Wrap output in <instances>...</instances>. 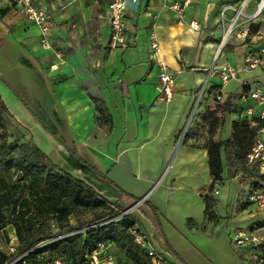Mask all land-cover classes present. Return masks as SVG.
I'll return each mask as SVG.
<instances>
[{"label": "crops", "instance_id": "crops-1", "mask_svg": "<svg viewBox=\"0 0 264 264\" xmlns=\"http://www.w3.org/2000/svg\"><path fill=\"white\" fill-rule=\"evenodd\" d=\"M34 1L50 14L48 39L51 47L42 45L39 24L26 18L14 0H0V51L10 53L17 63L23 62L26 73L41 69L48 81L42 84L39 77H29L30 97L37 101L34 105L0 73V95L13 118L56 163L86 180L111 203L128 209L143 199L130 213L141 210L145 219L161 231L158 239L150 240L164 253L168 263L178 258L186 264H222L209 257L202 246L203 239L216 236L223 227L216 210L220 207L219 200L206 189L203 218L199 221L192 216L194 214L186 213L184 222L170 215L164 201L184 187L178 178L188 175L190 167L197 172L198 167H189L188 161L199 156L201 165L210 169L209 141L232 139L234 123L241 121L231 110L225 111L223 102L215 100V90L221 79L209 73L212 67L226 63L242 67L245 51L254 44L251 43L254 37L236 43L238 38L230 36L219 53L221 35L213 34L220 24L222 3L239 4L241 0H194L186 11L184 22L173 8L166 6L165 0H141V7L128 9L127 45L111 49L109 53L106 42L110 27L105 12L110 0H104L99 12L87 0ZM256 1L250 3V10L255 9ZM96 15L106 47L102 52L101 69L94 62L88 71L90 65L84 66L80 51L70 50L66 44L76 42L86 33V21L91 22L93 28V31L88 28V35L95 34ZM192 19H196L203 30L191 27L189 21ZM153 28L160 42V52L151 46ZM227 45L230 51L225 53ZM55 53L58 59L46 60L48 55L55 56ZM222 56L224 60L220 61ZM229 57L235 59L228 60ZM160 60L167 63L175 76V94L170 100L160 98ZM253 72H242L237 82L241 85ZM197 94L203 95L201 103L197 102ZM91 95L105 100L112 115L111 128L108 123L99 122ZM224 95L225 98L229 95V107L236 93ZM227 112L234 115L231 124L223 118L215 129H211L209 120L204 118L211 113L222 118ZM185 122L189 127L182 139L179 131ZM225 129L229 135L220 136ZM226 158L223 150L224 162ZM169 161L178 164L172 174L173 181L163 184V192L150 196L154 189L151 185L159 175L158 180L163 177ZM226 172L225 169L223 179L217 180L219 183H223ZM211 179L213 183L212 174ZM123 181L130 183L123 185L131 194L122 188ZM220 193L219 188L216 194ZM237 210L242 214L244 209L238 207ZM132 217L140 224L134 215ZM255 220L249 230L261 226ZM238 227L241 226L233 225L231 229L234 232ZM187 228L192 231L194 241L187 236ZM259 229L262 231L264 227ZM12 238L17 240L15 230ZM244 249L243 257H250L248 249Z\"/></svg>", "mask_w": 264, "mask_h": 264}, {"label": "trees", "instance_id": "trees-1", "mask_svg": "<svg viewBox=\"0 0 264 264\" xmlns=\"http://www.w3.org/2000/svg\"><path fill=\"white\" fill-rule=\"evenodd\" d=\"M106 50L109 53L111 49L107 47ZM91 97L98 110L99 122L108 123L111 128L112 115L105 100L95 95ZM10 118L13 116L0 95V231L9 240L7 227L13 226L15 230L17 248L11 254L19 255L43 240L110 219L125 210L121 205L111 203L86 180L56 163L31 137H26L28 131L23 127L15 126L14 132H10ZM204 118L209 120L211 129L220 123V118L212 113ZM247 135L252 147L256 129L251 128L246 120L241 123L235 121L232 139L209 141V166L214 179L211 188L215 181L223 179V150L228 153L229 148L233 147L235 156H241L236 146L243 144V138ZM10 136L14 139L10 140ZM251 172L253 170L247 167L246 175L249 176ZM84 210L92 211V217L82 219L80 213ZM72 216L76 222L72 221ZM137 224L131 213H128L105 225L82 232L74 239H59L52 246L54 256L45 255L41 250L30 251L14 264H44L42 256L61 260L63 257L70 264H84L88 249L94 247L101 238L113 240L130 264H151L148 253L136 243L128 230ZM10 256L2 252L0 264H5ZM170 264L186 263L176 258Z\"/></svg>", "mask_w": 264, "mask_h": 264}, {"label": "built area", "instance_id": "built-area-1", "mask_svg": "<svg viewBox=\"0 0 264 264\" xmlns=\"http://www.w3.org/2000/svg\"><path fill=\"white\" fill-rule=\"evenodd\" d=\"M19 9L24 13L26 18L39 24L41 29L42 40L44 47H51L48 39L51 30V17L48 11L37 5L34 0H14ZM194 0H165L166 6L173 8L181 21H186V11ZM253 0H241L239 4L232 1H225L221 5V19L219 26L213 34L216 36L221 32L219 41V50H222L224 45L229 40L230 36L247 41L250 38L251 45L244 53L242 67H237L231 63H226L220 66H214L210 69L211 75H218L223 84L233 79H239L242 72H250L260 69L264 71V0H257L254 10H250V3ZM141 7V0H110L105 12V17L110 27V35L106 46L110 49H116L127 45V30L128 21L127 13L129 7ZM231 12V14H229ZM191 27L197 30H203L201 24L192 19L189 21ZM150 42L152 48L160 52V42L155 28L150 33ZM160 72V98L170 100L175 94V76L167 63L163 60L158 62ZM207 82L202 90L204 92ZM222 85H218L215 90V100L219 103H226L229 99H225L224 93L221 91ZM200 94V96H201ZM232 105L236 108V113L241 119L249 124L251 128L256 129V138L251 151L248 153V165L254 173L264 176V88L255 86V83L243 80V86L234 98L230 99ZM215 192L219 193V181H215ZM247 200L249 203L257 204L264 207V181H260L255 187H252L248 192ZM130 210H122L118 215L110 219L89 225L83 232L89 229L100 227L108 222L121 218L130 213ZM133 235L134 240L138 245L145 249L151 258V264H170L166 261L162 251L157 249L152 243L148 234L143 230L142 226L136 225L128 229ZM65 234L57 235L52 238L43 240L35 245L30 250H27L11 260L9 264L23 259L30 251L40 250L41 247L53 241L65 237ZM236 245L244 246L254 258V264H264V232L259 227L246 230L238 227L234 231L233 237ZM116 244L111 239H98L95 246L88 249L84 264H114L116 256L114 252ZM10 252H15L17 248V240L13 238L7 244ZM248 254V255H249ZM44 259V264H62L61 259Z\"/></svg>", "mask_w": 264, "mask_h": 264}, {"label": "rangeland", "instance_id": "rangeland-1", "mask_svg": "<svg viewBox=\"0 0 264 264\" xmlns=\"http://www.w3.org/2000/svg\"><path fill=\"white\" fill-rule=\"evenodd\" d=\"M87 3H89L91 6H94L97 9V12H99L103 5L104 0H87ZM96 21H93V23L96 25L95 27V34L88 35V28L90 27L91 22H85L84 25V31L86 33L79 38L76 42L69 41L66 44V47L70 48V50L77 51L83 55V64L84 66L90 67L87 68L89 71L91 69L92 64L95 62L96 66L98 68L102 67L103 65V59H102V52L103 48L105 46L106 38L103 33L102 27L100 25V22L98 21L97 15ZM79 26V25H78ZM78 26L76 28H78ZM90 29L93 28L90 27ZM219 35H221V32L219 31ZM241 39H238L236 43H239ZM107 43V42H106ZM241 43V42H240ZM216 47V46H215ZM214 47V48H215ZM230 45H227L225 47L224 51L225 53L230 51ZM55 58L58 59V56L55 53L48 55L46 57V60L52 61ZM230 58V57H229ZM102 59V60H101ZM228 59V58H227ZM235 59V58H234ZM232 58L228 60H234ZM224 60V56L221 57L220 61ZM23 62H15V57L11 56L10 53L6 54L5 52L0 51V73L9 81L11 82L15 88L19 91L21 96L25 98L27 101L32 102L34 105H37V101L31 96L30 97V91H31V85L28 83L29 77L32 78L33 76L39 77L41 79V83L47 84V77L42 73L41 69L37 68L35 69V72L32 70L27 71L24 67ZM101 69V68H100ZM98 70V69H97ZM253 74L251 77L243 80H247L249 82L255 83V86H261L264 88V71H261L260 69L253 70ZM252 72V71H250ZM193 75V74H190ZM242 75V73H241ZM240 75V76H241ZM16 76V77H15ZM218 85H222L221 91L224 94H227L228 92H231L232 94H237L240 92L243 83L240 85L239 82H237L236 79L228 81V83L223 84L221 80H219ZM239 88V89H238ZM238 90V91H237ZM229 95H226L225 99H228ZM198 103H201L203 99L202 97L197 94ZM200 101V102H199ZM227 102L224 103L225 111L231 110L232 114L234 113L236 116V108L234 106L229 105L227 107ZM230 114V116L228 115ZM231 113H228L225 115V117H222L220 119L224 118V121L227 123L232 122V115ZM187 122V121H186ZM184 123L181 130L179 131V136H182V139L185 137L188 127H186L187 123ZM15 126H20L19 123L14 118H10L9 121V130L10 132H14ZM227 129V128H226ZM221 131L220 136H228L229 131L227 132ZM26 137L29 138L30 134L27 132ZM32 138V137H31ZM10 140H13L14 137L10 136ZM33 139V138H32ZM35 142V141H34ZM251 140L249 139L248 135L243 138V144H240L239 147L236 146V149H239L238 151L241 152V156H235V152L233 147L229 148V151L227 153V158L225 162L226 171L229 173L223 181V183H220L219 188L221 189L220 194H216L214 192V188L216 186L214 185V188H211V174L210 169L206 167L205 164L201 165V158L198 156L194 158V160L188 161V166L198 167L197 172L192 170L190 167V173L186 176L178 178L179 183L183 184L184 187L180 189L179 192H175L171 198L165 199L164 205L166 209L169 210L171 213L170 215L173 216L175 220H181L182 222L185 221L186 213L194 214L196 219L201 221L204 215V196L203 194L206 193V189L210 191L209 195H212L213 197H216L217 200H219L218 204H220L216 210L220 213V221L222 224V229L219 234L213 233V237H208L206 239H203L202 246L203 250L206 254H208L209 257H211L215 262H221L222 264H239L240 261H243L245 264H248V262L251 264H254L253 259L250 257H243V251H245L244 246H238L236 245L233 237H234V229H231L233 225H240L241 227H244V229L249 230L252 220H255L257 224H261L259 227H264V207H261L254 203H249L247 200L248 192L252 187H255L257 184L256 182L260 183V181H264V176H260L254 172H251V174L248 176L245 173V170L248 165V159L246 158V153L251 151ZM37 144V143H36ZM39 146V145H38ZM41 148V147H40ZM178 164H173V161L166 164L164 168V174L163 177L160 178L161 175H159L158 179L153 182L151 187L154 189L152 190L150 196L155 192L159 193L160 191H164V185L163 184H169L173 181V172ZM135 173V172H134ZM169 175V176H168ZM190 176L192 178H190ZM132 178V177H131ZM134 179V178H132ZM130 185L129 182H121V186L123 189H126L128 193L131 194V191L125 187V185ZM145 184V183H144ZM148 186V184H145ZM156 185V186H155ZM155 186V187H154ZM129 188V187H128ZM193 188H196L197 191H194ZM138 194V193H137ZM149 196V197H150ZM211 196V197H212ZM153 198V197H152ZM239 207L243 208L242 214H239V211L237 210ZM242 210V209H241ZM93 213L92 211H82L80 213V216L82 219L90 218L92 217ZM132 215H134L137 220L139 221L140 226H142L143 230L148 234L149 238L153 241L154 239H158V236L161 235V231L159 229H155L153 225L148 222L145 217L142 215L141 210L136 209L135 211H132ZM244 216V217H242ZM73 222H76V218L74 216L71 217ZM187 219V218H186ZM197 220V221H198ZM253 222V223H254ZM87 226H82L74 231H70L65 234V237L63 238H70L74 239L78 237L80 233H82ZM9 240L14 236V229L13 226L7 227ZM187 236L191 239V241H194V235L190 229L187 228L185 231ZM264 232V230H262ZM6 240L5 234L0 231V257H2V252L10 254L11 258H7V261L5 264L10 261L12 258L14 259L18 255L11 254L10 250L7 247L8 241ZM56 243V241H53L47 245H44L41 247L42 253H45V255L54 256L52 251V246ZM116 261L114 264H130L126 258V255L124 252H122L118 246L114 249ZM20 255V254H19ZM25 264H29V262H26ZM62 264H70L69 261L64 259L62 257Z\"/></svg>", "mask_w": 264, "mask_h": 264}, {"label": "water", "instance_id": "water-1", "mask_svg": "<svg viewBox=\"0 0 264 264\" xmlns=\"http://www.w3.org/2000/svg\"><path fill=\"white\" fill-rule=\"evenodd\" d=\"M142 200H143V199H141L140 201H137V202L135 203V205H136L137 203H140ZM135 205H132L131 207H129V208L126 209V210H130V209L133 208V206H135Z\"/></svg>", "mask_w": 264, "mask_h": 264}, {"label": "bare ground", "instance_id": "bare-ground-1", "mask_svg": "<svg viewBox=\"0 0 264 264\" xmlns=\"http://www.w3.org/2000/svg\"><path fill=\"white\" fill-rule=\"evenodd\" d=\"M221 52V50H219V53Z\"/></svg>", "mask_w": 264, "mask_h": 264}]
</instances>
